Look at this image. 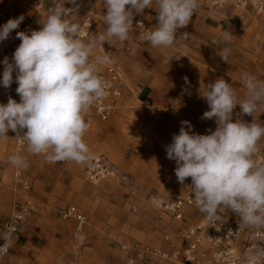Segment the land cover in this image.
I'll return each instance as SVG.
<instances>
[{
	"label": "clouds",
	"instance_id": "clouds-1",
	"mask_svg": "<svg viewBox=\"0 0 264 264\" xmlns=\"http://www.w3.org/2000/svg\"><path fill=\"white\" fill-rule=\"evenodd\" d=\"M67 2L76 4V0ZM104 4L106 32L87 41L80 38V25L72 22L73 16L68 18L78 7L65 8L64 4L49 9L40 30L16 33L21 43L13 53V63L8 57L2 61L0 85L9 88L15 71L20 102L9 97L6 104L0 103V138L7 139L6 133L12 130L27 143L31 154H43L50 163L82 164L89 160L84 136L90 123L85 116L96 102L107 97L111 87L99 75L101 66L112 62L111 57L106 52L94 56V50L113 37L121 42L129 39L133 10L143 12L153 0H104ZM155 4L158 24L140 33L139 38L154 48H170L176 43L177 30L186 27L198 10L199 0H155ZM23 20L24 16L9 19L0 28V42L8 39ZM183 35L189 39V33ZM231 38L232 33H223L225 41ZM217 54L227 62L230 49L223 47ZM184 79L187 81V77ZM241 80L246 89L243 100L222 78L208 84L202 96L210 110L201 118H215V131L194 133L191 123L182 121L166 153L176 162L178 181L183 184L191 178L194 204L206 219L218 220V211L231 210L239 216L240 227L254 230L253 240L264 241V161L256 158L264 123H256L255 118L251 123L242 119L233 122L237 105L242 114L253 117L257 108L264 106V81L248 72L242 74ZM8 159L16 167L26 166V158L20 154ZM3 240L0 256L12 246L9 235L5 234ZM241 264H264V247L252 245L243 253Z\"/></svg>",
	"mask_w": 264,
	"mask_h": 264
},
{
	"label": "rangeland",
	"instance_id": "rangeland-1",
	"mask_svg": "<svg viewBox=\"0 0 264 264\" xmlns=\"http://www.w3.org/2000/svg\"><path fill=\"white\" fill-rule=\"evenodd\" d=\"M229 1L232 0H221L222 4H214L213 0H203L201 5L206 9L205 12H212V9L219 10L228 6L227 4L238 8V19L235 20V15L225 17L224 30L229 27L235 28V26L238 30H245L246 25H251V30L264 29L262 27L264 26V14L256 15L251 4L239 5L234 1L235 5L229 3ZM40 3H43L42 8H39ZM82 3L89 5L98 13L106 12L104 0H82ZM7 4L14 11L21 12L29 17H34L41 11L38 19L42 23L46 20L49 9L52 7L49 0H11L10 2L0 0V5L6 7L5 9H8ZM156 8L157 5L153 0V4L149 8H145L143 12L136 13L133 10V23L138 20L147 21L149 25L156 23L158 21ZM210 22L209 17H206L204 24L201 25L207 26ZM235 70L239 72L240 77L243 73L248 72L264 81V46L262 43L259 46L251 47V49L243 46L242 49L238 50L235 53ZM143 117L136 119L134 115L127 116L122 124L111 121L104 122L99 126L89 127L84 136L90 150V158L86 163L80 164L79 171H75L78 176L92 184V187L87 189L88 194H80L84 203H87L85 202L88 199L87 196L91 198L88 199V203H91V201L94 203V205H90L92 208L90 212L84 210L87 221L82 231H85L84 235L91 234L89 239L73 236L74 229L71 226L68 227L71 220L61 219L57 210L48 212L46 217L48 221H45V217L43 220L40 218L43 213L37 207L27 206L24 189L15 179V170L18 167L10 163L8 159L10 156L17 154L14 138L9 133H6L7 139L0 138V240L6 234L4 222L12 213L21 209L23 205L27 210L21 236L19 240L17 239L18 242L11 252L12 258L22 256L24 260L28 256L25 259L27 260L25 264H67V260L74 261L76 257L79 258L93 252L95 246H101L102 249L106 248L112 254V263L124 264L120 261L124 259V254L121 251L122 244L128 241L120 243L122 240H126L121 234L131 235V233H135V230H140V234L144 233L142 236H152L154 234L157 224H162L165 217L158 214V203L153 202L152 199L161 201L183 196L187 191L188 180L186 179L183 184L178 181L175 175L177 165L174 160L167 158L164 147L156 149L159 153L158 156L162 161L171 164L173 169L168 172L154 171L149 159H145L144 162L137 160L140 167H138V170L132 168L133 161L139 156L136 148L137 141L141 138H150L151 140L154 135V127L159 126L156 123L152 125V122H149V117H144V119ZM140 118L142 123L139 122ZM198 120L200 122L202 120V124L207 122L199 117ZM215 129H212V131H215ZM151 132L153 133L151 134ZM164 132L165 130H160V134ZM129 133L133 138H128ZM208 134L210 133L208 132ZM149 143L152 144V142ZM19 154L26 158V166L19 168L25 176L31 179L32 190H34V184L37 180L38 183H41L37 187L43 188L44 192L51 193L54 188L47 183V180L54 179L53 170H55L57 163L46 161L43 154H31L28 147L24 148ZM64 175L66 176L65 184H69L73 172L70 174L67 171ZM168 188L171 189L170 193H165L164 190ZM94 191L97 193H94ZM89 192L93 194L92 197L94 198L91 197ZM40 201L41 204L47 203L45 196L41 197ZM66 204L71 205L73 202L68 201ZM134 207L137 208L136 211H134ZM202 214V212L194 209V212L187 216L196 219ZM96 225L97 227H95ZM109 226L113 228L111 232L108 231ZM43 232L46 233L45 238L48 240L42 237ZM26 241L27 245H24ZM32 247H37V250H34V256L39 261H35L36 258L31 257L29 249ZM11 257L10 260H12Z\"/></svg>",
	"mask_w": 264,
	"mask_h": 264
},
{
	"label": "crops",
	"instance_id": "crops-1",
	"mask_svg": "<svg viewBox=\"0 0 264 264\" xmlns=\"http://www.w3.org/2000/svg\"><path fill=\"white\" fill-rule=\"evenodd\" d=\"M8 1L10 2L11 0ZM201 1L203 0H199L200 6L191 18L190 23L186 27L177 30L176 43L174 46L170 48H154L151 46L150 42H143L137 47L134 54L132 52L120 54L115 57V61L124 75L125 90L119 108L116 110L114 117L109 121L122 124L127 116L134 115L136 116V119L141 116H144L145 118L149 117V122H152V125L156 123L161 126L159 127L156 125L157 129L154 127V135L151 140L150 138H141L137 141L138 144H136V148L139 152V156L133 161L134 164L132 168L134 169L138 170V167H140L137 160L139 162H144L145 159L151 161V167L154 171L168 172L173 169L171 164L161 160L156 149H158V147H164L166 149V147L172 143V137L174 134L179 133L182 121H189L192 125L191 131L198 134H208V128L212 130L217 127L215 118L205 119L207 124H202V120L201 122L198 120V117L201 118L205 111L210 110L206 99L202 96L208 84L214 83L217 79L222 78L230 83L239 100L245 98L246 89L242 83L241 75L235 70V53L242 49L243 46H247L248 49H251V47L253 48L254 46L256 47V45L259 46L261 43L264 46V29L251 30V25H246L245 30H238L236 26L235 28L229 27L227 30H224L223 23L225 17H233L235 15V20L238 19V8L233 7L231 4H227L228 6L220 8L219 10L212 9L211 11L213 13L209 11L205 12L206 9L201 5ZM230 2L235 4L234 0L229 1V3ZM0 8L6 13L22 14L21 12L14 11V9L8 4V9H5L6 7L3 5H0ZM100 13L104 16L106 12ZM40 15L41 11H39L34 17L28 16L31 19V31L40 30L42 27V21L38 19ZM206 17H209V20L211 21L210 24L207 26L201 25L204 24V19H206ZM157 24L158 21L153 23V26L150 25L153 27L152 29H155ZM262 27L264 28V26ZM105 28H100L98 32L104 33ZM224 32L232 33L230 41H225L223 39ZM184 33L190 34L189 39L184 38ZM223 47L230 49V55L227 62L217 54ZM93 55H101V53L96 50ZM167 57L172 58L168 60ZM185 77H187V81H185ZM261 104L264 103L261 102ZM254 118L256 123H264V106L257 108L254 117L242 114L239 105L233 110V122H235L236 119H242L246 123H251ZM139 122L142 123L141 118ZM103 123L104 122L102 121H96V123L90 126V128L99 126ZM184 127L188 130L187 125H184ZM160 130H165V132L160 134ZM152 133L153 132H151V134ZM128 138H133L130 133ZM149 142H152V144L150 145ZM56 163L57 166L55 170H53L54 179L47 180V183L53 186V191H51V193L44 192V190H42L43 188L37 187V185H41V183H38L36 180L34 190L31 188L30 190L23 191L27 206L33 205L31 206L32 208L37 207L38 210L43 213L40 218L43 220L45 217V221H48L46 218L48 216L47 213L52 210H57L60 218L64 219L62 217V211L66 206L70 205L66 204L68 201L73 202V205H76L82 212H84V210L90 212L92 210L90 205H94V203L92 201L91 203H88V199H91L88 196L87 201H85L87 203H84L83 197L80 194H88L87 189L92 187V184H89L87 180L82 179L81 176H78L76 173L75 170H80V164L74 161H62ZM174 163L176 164L175 161ZM67 171H69L70 174L73 172L69 184H65L66 176L64 174H66ZM186 179L188 180L187 193L190 188L191 178ZM29 180L31 182V179ZM36 189L38 190L36 191ZM170 191V188L164 190L165 193H170ZM89 193L92 197L93 194L91 192ZM94 193L97 192L94 191ZM43 196L47 199L46 204H41L40 198ZM170 199L174 198L164 200L166 201ZM152 200L156 203H159L160 201L156 199ZM194 209L200 212L197 207L191 208L188 210L187 215L189 216L190 213L194 212ZM157 211L160 216L167 219V216L161 212L159 207L157 208ZM200 216L196 219L200 218ZM194 219L195 218H188L190 222L194 221ZM65 220H71L68 223V227L71 226L74 229L73 236L76 238L86 237V239H89V235L91 234L88 233L84 235L85 231H78L75 220ZM157 225V229L152 236H142L144 233L140 234V230H135V233H131V235L121 234L126 240H122L120 243L125 241L131 242L134 240H145L153 244L160 243V228L162 224L159 223ZM95 227H97V225ZM112 230L113 228L109 226L108 231L111 232ZM45 234L46 233L43 232L42 237L47 239L45 238ZM39 235L41 236V234ZM18 240L11 243L12 249ZM52 240L54 241V239ZM24 245H27V241ZM99 247L95 246L93 252L88 253V255H83L79 258L76 257L74 261L67 260L66 263L114 264L112 263L113 257L110 251L106 248L102 249L101 246ZM36 248L37 247H32V250L29 249L31 257H35L34 250H37ZM121 251L124 254V259L120 261L126 264L128 252L124 250ZM10 257L11 255L9 258ZM27 257L28 256H26L25 259ZM23 258L24 257L19 256V258H12L13 261H11L14 264H25L27 260H23ZM35 258H33L35 261H39L37 257Z\"/></svg>",
	"mask_w": 264,
	"mask_h": 264
},
{
	"label": "built area",
	"instance_id": "built-area-1",
	"mask_svg": "<svg viewBox=\"0 0 264 264\" xmlns=\"http://www.w3.org/2000/svg\"><path fill=\"white\" fill-rule=\"evenodd\" d=\"M54 8L56 4H61L65 8L78 10L69 14L68 18L72 22L80 25V38L88 40L99 34L100 28H105L104 16L95 11L89 5L76 0V4L67 0H49ZM237 4H251L256 15L264 14V0H234ZM214 4H222L221 0H213ZM43 7L40 3L39 8ZM24 16V20L19 27L13 30L8 39L0 42V80H2L4 65L2 61L8 57L9 62L13 63V53L21 43L16 37V33L25 31L31 33V19L25 14L6 13L0 8V28L12 18ZM101 22V23H100ZM100 25V28H99ZM106 32V28L104 29ZM153 30L147 21L138 20L133 23V31L129 39L121 42L113 37L109 42H104L102 47L98 46L101 55L105 52L111 57L107 65L100 68L99 75L110 84L108 95L101 101L96 102L88 114L85 116L86 122L90 126L96 121L106 122L114 117L124 96L125 79L124 75L115 61V57L120 54L132 53L144 41H141L139 34ZM104 32V33H105ZM16 72H13V83L9 88L0 85V103L6 104L9 97L20 102V96L16 93L18 84L15 81ZM26 131V130H25ZM9 133L14 138L16 152L19 154L24 148L28 147L25 141L17 138V134L12 130ZM23 135V132H21ZM256 158L264 161V137L258 142ZM15 179L24 190H30L32 184L18 167L15 170ZM158 207L167 219L160 228V243L153 244L145 240H134L122 244V250L128 252L126 264H241L243 253L256 244L264 247V241L253 240L251 233L253 229L240 227L239 216L231 210L223 209L218 211L221 217L215 221L206 219L203 213L200 218L190 222L187 217L188 210L196 208L191 184L189 191L178 198L163 200L158 203ZM137 208L134 207V211ZM26 207L15 210L12 215L4 222L6 234L11 237V243L21 236L22 225L26 219ZM64 219L76 221V228L81 231L87 221V216L76 205H68L62 211ZM4 240H0V245ZM12 246L6 255L0 256V264H14L9 256Z\"/></svg>",
	"mask_w": 264,
	"mask_h": 264
}]
</instances>
